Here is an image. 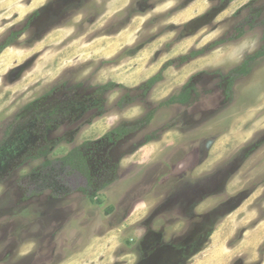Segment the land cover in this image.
<instances>
[{
	"label": "rangeland",
	"instance_id": "374dc122",
	"mask_svg": "<svg viewBox=\"0 0 264 264\" xmlns=\"http://www.w3.org/2000/svg\"><path fill=\"white\" fill-rule=\"evenodd\" d=\"M240 25L242 38L211 47ZM16 32L0 52L5 134L39 102L116 86L102 110L41 143L53 165L89 146L90 184L69 170L59 192L0 179V264H135L138 254L142 264H264V58L247 77H224L264 47V0H0V45ZM124 95L134 101L119 109ZM141 121L121 141L105 137Z\"/></svg>",
	"mask_w": 264,
	"mask_h": 264
},
{
	"label": "flooded vegetation",
	"instance_id": "af4514ba",
	"mask_svg": "<svg viewBox=\"0 0 264 264\" xmlns=\"http://www.w3.org/2000/svg\"><path fill=\"white\" fill-rule=\"evenodd\" d=\"M56 95L59 96L60 93H56ZM90 95L91 94L80 98L73 97L69 100H64V98L61 97H53V103L50 101L39 102L37 103L38 107L32 109V116L24 125L20 127L15 126L12 132L7 134H5V128L2 127L3 129L0 130V179L11 175V177L27 179L29 182L34 181L40 185L53 187L59 192L63 191L61 179L64 177L65 173H67L66 170H69L70 172L72 171L75 174H79L86 183L90 184L91 176L88 166L89 146L85 144L75 146L66 155L60 158L58 165H53L47 161V156L50 154L49 152H52V147H50L49 150H41V143H45L44 138L47 132H53L54 129L56 131L58 129L60 130L62 127L77 124L91 111H97V109L91 108L92 103ZM50 103L52 104L51 108ZM58 125L60 126L57 128ZM72 132L78 133L79 128L76 127ZM70 136L67 135V137H65L67 142L71 141ZM76 149L80 152V157L73 156L72 163L77 164V161L80 160L83 163L82 166L87 175L81 173L74 167L64 164L63 159L71 151ZM37 160H42L41 167L37 170L32 169L27 177H22L20 170L26 168L29 163ZM46 163L49 164L45 166ZM197 207H199V204ZM192 218L193 217L190 216L186 221L190 223L192 222ZM169 252L170 251H167L166 254L168 259L171 257V255L168 254ZM139 255L140 254L137 255L138 260L136 259L135 264L143 263ZM166 261L168 260H164L163 263L160 262L159 264H165Z\"/></svg>",
	"mask_w": 264,
	"mask_h": 264
},
{
	"label": "trees",
	"instance_id": "16d2710c",
	"mask_svg": "<svg viewBox=\"0 0 264 264\" xmlns=\"http://www.w3.org/2000/svg\"><path fill=\"white\" fill-rule=\"evenodd\" d=\"M234 1V0H229ZM248 23V22H247ZM251 24V21L249 22ZM243 25H240L238 27L235 28L236 31V36L235 37H230L228 39H221L218 40L216 42H214L211 47H216L222 44H225L227 42H231L234 41L235 39H240L244 36L243 33ZM20 35V32H16V33H12L10 36H8L3 43H1L0 45V52L2 50H4L5 48L9 47L14 40ZM263 38H264V34H263ZM205 53V50H197V51H191L188 55L182 56L180 58V63L181 64H185L189 61V59H194L196 57H199L201 55H203ZM258 58H264V47H262L261 49H259L253 56L247 57L240 65H238L236 68L230 70L224 77L229 80L230 84L231 82H233L234 80L238 79V78H244L247 77L250 74L251 71V63L258 59ZM172 61H168L160 70V72H158L156 75H154L153 77L149 78L148 80H146L140 87L139 90H141V94L146 96L148 91L150 89H152L157 83L161 82L163 80V76H162V72L164 71V69L171 65ZM116 85L114 83H107L104 86L98 87L91 95H90V99H91V108H95L97 110H102L103 108V101L100 98L101 96H103V94H105L106 91H111L114 89ZM188 93L186 92L185 94L183 93L182 95H180L179 97H173L171 96L169 99H167L166 101H163L159 104V106L161 107H165V106H171V105H175V104H180V103H184L186 102V100L188 99ZM134 101V99H132L131 97H129L128 95H124L118 102H117V107L119 109L123 108L125 106V103L131 104ZM154 111H150L149 114L146 115L145 117V122H150L152 120V114ZM141 122L137 123L136 125H128V126H118L115 129H113L112 131L108 132L105 137H111L114 136L115 141H121L122 139H124L125 137H127L128 135L135 133L138 129H140L139 127H137V125L141 124ZM148 138V137H147ZM80 157V152H78V150H73L71 151L64 159V164L65 165H69L71 167H74L75 169L79 170L81 173L86 174V171H84L83 169V163L78 160L77 164H73L72 163V157ZM81 163V164H80ZM49 163H46V165H48Z\"/></svg>",
	"mask_w": 264,
	"mask_h": 264
},
{
	"label": "bare ground",
	"instance_id": "6f19581e",
	"mask_svg": "<svg viewBox=\"0 0 264 264\" xmlns=\"http://www.w3.org/2000/svg\"><path fill=\"white\" fill-rule=\"evenodd\" d=\"M118 44H119V43H118ZM74 47H75V45H74ZM116 47H117V44H112V46H111L109 49H105V48H104L103 50L101 49L102 51H101V50H100V51H101V52H104V55H106V54H109V53H113V52H115V50L117 49ZM106 56H107V55H106Z\"/></svg>",
	"mask_w": 264,
	"mask_h": 264
},
{
	"label": "crops",
	"instance_id": "0c3cea01",
	"mask_svg": "<svg viewBox=\"0 0 264 264\" xmlns=\"http://www.w3.org/2000/svg\"><path fill=\"white\" fill-rule=\"evenodd\" d=\"M243 49H244V47H243ZM239 51H241V49H239ZM239 208V207H238Z\"/></svg>",
	"mask_w": 264,
	"mask_h": 264
}]
</instances>
